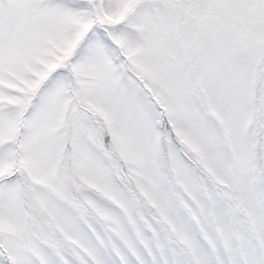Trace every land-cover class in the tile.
<instances>
[{"label":"snow or ice","instance_id":"1","mask_svg":"<svg viewBox=\"0 0 264 264\" xmlns=\"http://www.w3.org/2000/svg\"><path fill=\"white\" fill-rule=\"evenodd\" d=\"M0 264H264V0H0Z\"/></svg>","mask_w":264,"mask_h":264}]
</instances>
